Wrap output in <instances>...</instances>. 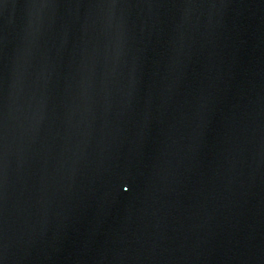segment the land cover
Segmentation results:
<instances>
[{"label": "water", "instance_id": "1", "mask_svg": "<svg viewBox=\"0 0 264 264\" xmlns=\"http://www.w3.org/2000/svg\"><path fill=\"white\" fill-rule=\"evenodd\" d=\"M0 264H264V0H0Z\"/></svg>", "mask_w": 264, "mask_h": 264}]
</instances>
